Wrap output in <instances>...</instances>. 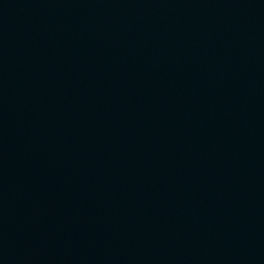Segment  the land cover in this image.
Here are the masks:
<instances>
[{"label":"water","instance_id":"obj_1","mask_svg":"<svg viewBox=\"0 0 264 264\" xmlns=\"http://www.w3.org/2000/svg\"><path fill=\"white\" fill-rule=\"evenodd\" d=\"M0 264H264V0H0Z\"/></svg>","mask_w":264,"mask_h":264}]
</instances>
